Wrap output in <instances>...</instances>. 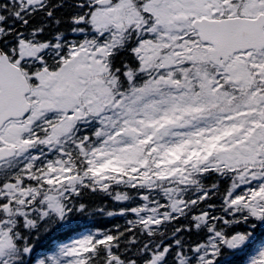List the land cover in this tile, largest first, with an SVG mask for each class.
<instances>
[{"label": "snow or ice", "instance_id": "snow-or-ice-1", "mask_svg": "<svg viewBox=\"0 0 264 264\" xmlns=\"http://www.w3.org/2000/svg\"><path fill=\"white\" fill-rule=\"evenodd\" d=\"M0 264H264V0H0Z\"/></svg>", "mask_w": 264, "mask_h": 264}, {"label": "trees", "instance_id": "trees-1", "mask_svg": "<svg viewBox=\"0 0 264 264\" xmlns=\"http://www.w3.org/2000/svg\"><path fill=\"white\" fill-rule=\"evenodd\" d=\"M82 202L86 203L90 209L89 215L85 217H78L82 229L85 231L95 227L112 228L117 224L123 225L125 223V218L123 217H109L107 215L91 214V211L99 208H104L106 211H111L121 206L117 202L113 201L111 197H108L103 193H85L84 197L82 198Z\"/></svg>", "mask_w": 264, "mask_h": 264}]
</instances>
